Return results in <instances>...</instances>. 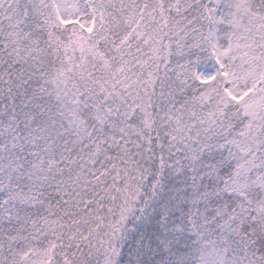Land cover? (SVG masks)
Instances as JSON below:
<instances>
[{
  "label": "snow or ice",
  "instance_id": "1",
  "mask_svg": "<svg viewBox=\"0 0 264 264\" xmlns=\"http://www.w3.org/2000/svg\"><path fill=\"white\" fill-rule=\"evenodd\" d=\"M0 264H264V0H0Z\"/></svg>",
  "mask_w": 264,
  "mask_h": 264
}]
</instances>
